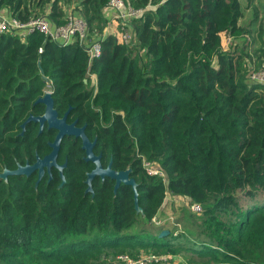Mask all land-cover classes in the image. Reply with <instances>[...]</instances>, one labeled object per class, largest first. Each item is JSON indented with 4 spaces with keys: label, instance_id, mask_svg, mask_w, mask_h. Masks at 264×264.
Listing matches in <instances>:
<instances>
[{
    "label": "trees",
    "instance_id": "trees-1",
    "mask_svg": "<svg viewBox=\"0 0 264 264\" xmlns=\"http://www.w3.org/2000/svg\"><path fill=\"white\" fill-rule=\"evenodd\" d=\"M107 1L77 0L89 36L102 32ZM123 1L142 8L129 22L131 42L106 34L89 63L76 41L0 34V166L12 170L49 151L54 130L44 125L38 133L32 121L20 128L28 114L42 113L33 102L49 84L57 115L69 107L66 121L85 124L102 166L110 160L114 170L130 169L141 212L130 187L113 193L108 178L95 177L92 194L83 193L93 165L82 159L80 140L64 136L56 157L65 163L61 186L55 168L36 186L34 173L0 178V264H124L122 255L153 256L143 264H264V86L247 78L248 67L264 64V22L252 47L244 38L251 28L238 24L239 0ZM63 2L0 6L21 21L40 10L58 25ZM223 34L242 44L221 49ZM87 70L95 75L89 88ZM141 158L157 163L165 181L147 175ZM166 195L186 199L194 223L173 215L186 232L152 223ZM184 252L196 258H174Z\"/></svg>",
    "mask_w": 264,
    "mask_h": 264
},
{
    "label": "built area",
    "instance_id": "built-area-1",
    "mask_svg": "<svg viewBox=\"0 0 264 264\" xmlns=\"http://www.w3.org/2000/svg\"><path fill=\"white\" fill-rule=\"evenodd\" d=\"M103 8H107L112 12V19L116 23V30L113 33L114 35L116 33L115 39L121 44H129L132 40L130 19L140 16L142 14V8H132L125 4L123 0H108ZM62 19L63 22L61 24L53 25L43 14L21 21L11 14L3 15L0 13V34L16 33L20 37H23L31 33H38L59 45H66L76 41L78 46L84 51L88 63L92 59L97 58L100 55L101 40L105 34L101 32L100 34L89 36L85 21L76 14V11L71 6L64 8ZM40 51L38 49V52ZM91 77L92 73L87 70L85 72V78L90 79ZM247 78L251 82L264 86V64L257 69L250 67L247 71ZM44 91L51 93L49 84L45 85ZM141 167L147 175L157 176L162 181H165V175L157 163L141 158ZM189 209L198 212L200 208L197 204H190ZM151 221H153L152 218ZM160 223L161 221H158V224ZM166 257L159 256L158 258L164 260ZM118 258L123 260L124 264H143L152 259L153 256L147 255L131 259L126 255H122L118 256Z\"/></svg>",
    "mask_w": 264,
    "mask_h": 264
},
{
    "label": "water",
    "instance_id": "water-1",
    "mask_svg": "<svg viewBox=\"0 0 264 264\" xmlns=\"http://www.w3.org/2000/svg\"><path fill=\"white\" fill-rule=\"evenodd\" d=\"M43 79H45L44 76ZM33 103L42 104L43 111L39 115L28 114V116L20 123L21 132L24 128V125L31 121L37 123L38 133L41 132L44 125L46 129L54 130L55 134L53 139L47 142L49 151L41 157L35 156L34 161L30 164L27 162H25L23 165L17 164L12 170H8L3 167L0 172V178L5 180L8 175L28 176L32 172H36V179L34 181V186H36L44 171L48 173V179H50L49 170L50 167H54L57 169L58 175L60 177V183L58 184V187L61 186L64 182L62 168L64 167L65 163L63 162L62 164H58L56 162V157L61 139L64 136H72L73 138H78L80 140V149L84 153L82 159L85 162H91L93 164V167L85 173V178L83 180L85 188L83 193L89 192L92 194L91 181L95 177L98 176L101 180L106 177L113 181V193L120 184L129 186L132 191L133 209L135 212H141V208L137 204V184L134 179L129 176L130 169L126 168L123 170H114L111 168L110 160L105 167H102L100 163V154H94L92 150L95 143L94 139L89 140L84 133L85 125L83 124L81 126H76L75 120L70 123H66L65 115L68 109L60 117H58L56 110L53 108V100L50 92L44 91L41 96L34 100ZM164 233L166 232L162 231L159 233V236L163 235Z\"/></svg>",
    "mask_w": 264,
    "mask_h": 264
},
{
    "label": "rangeland",
    "instance_id": "rangeland-1",
    "mask_svg": "<svg viewBox=\"0 0 264 264\" xmlns=\"http://www.w3.org/2000/svg\"><path fill=\"white\" fill-rule=\"evenodd\" d=\"M239 1H240V6H241V21H240V23L242 22L244 24H249V21H248L249 19L248 18L251 17V14L253 12L252 17L256 18V24H255L256 27H254V29H252V30L256 29V31H257V28H258L259 24L264 22V0H250V4L249 5H248V3L245 0H239ZM63 3H64L63 4L64 7L71 6L72 8H75L76 4H77V0H67V1L64 0ZM244 5L250 6L251 8L247 10V9L243 8ZM41 13H42V11L39 10V11H37L36 14L40 15ZM252 33H253L252 36L247 35L246 37L244 36V38H246V40L247 39L248 40H252L251 42H252L253 46H259L260 39H259L258 35L255 32H253V31H252ZM114 37L116 38V33H115ZM242 41L243 40L240 39V38L232 41L226 34H223L222 37H221V41H220L221 49H223V50L228 49L231 45H233V43L242 44ZM251 61L256 62V59H255L254 56L251 57ZM248 69H249V67H248ZM248 69H247V71H248ZM94 78H95L94 74H92V77L90 79L89 78H85V82L84 83H86V87L87 88L94 86L93 85V83L95 82ZM1 170H2V168L0 166V172H1ZM245 203L247 204L248 202L244 201L243 198H240V204L243 205ZM186 205H187L186 204V199H184V198L181 199L179 197H171V196H167L166 195L165 198L163 199L160 207H159V210H158L156 216L152 217V220H153L152 223H154L156 225V224H158V221H161V220L165 221L166 220V221H168L170 223L169 227H170L171 230L173 229L174 233L175 232L176 233L186 232V229H183L181 224L178 225L175 222V219H173V217H174L173 215L175 214V216L177 215L178 218L181 217L182 221L184 223H189L191 225L194 223L193 220L190 219L187 216V213L189 211H188ZM195 217H197V216H195ZM219 219L227 220L228 216H226V215L225 216H221ZM189 224H187V225H189ZM167 231L168 230L165 229L164 232H167ZM144 256H141V257H144ZM189 256L192 257V258H196L194 255H191L188 252H184L183 254H181L179 256H175L174 258L175 259L176 258L177 259H181V258L184 259V258L189 257ZM128 258L133 259L130 256H128Z\"/></svg>",
    "mask_w": 264,
    "mask_h": 264
},
{
    "label": "crops",
    "instance_id": "crops-1",
    "mask_svg": "<svg viewBox=\"0 0 264 264\" xmlns=\"http://www.w3.org/2000/svg\"><path fill=\"white\" fill-rule=\"evenodd\" d=\"M64 5H62V10H64ZM243 8H245V9H250L251 7L250 6H246V5H244V7ZM251 11V10H250ZM0 13L1 14H3V15H7V14H10L9 13V11H8V9L7 8H5L4 6H0ZM101 14H102V17H103V19H104V27H103V29H102V33H104L105 35L106 34H113L114 33V31L116 30V23L113 21V19H112V12H111V10H109V9H107V8H103L102 10H101ZM252 15H253V12H252V14H251V17L250 18H248L249 20V24H244V23H240V21H241V18L238 20V24L239 25H242V26H247V25H249V27L251 28V30L252 29H254V27H256L255 26V24H256V18L254 19L253 17H252ZM253 27V28H252ZM253 32H256V29L255 30H252ZM247 36V35H246ZM252 41V40H251ZM250 41V42H251ZM252 43V42H251ZM252 47H256V46H253V44H252Z\"/></svg>",
    "mask_w": 264,
    "mask_h": 264
},
{
    "label": "flooded vegetation",
    "instance_id": "flooded-vegetation-1",
    "mask_svg": "<svg viewBox=\"0 0 264 264\" xmlns=\"http://www.w3.org/2000/svg\"><path fill=\"white\" fill-rule=\"evenodd\" d=\"M67 109H68V111H69V107H68ZM67 109H66V110H67ZM66 110H65V111H66ZM65 111H64V112H65ZM68 111H67V113H68ZM64 112H63V113H64ZM56 113H57V112H56ZM63 113H62V114H63ZM67 113H66V115H67ZM66 115H65V121H66ZM57 116H58V115H57ZM58 117H60V116H58ZM74 120H75V125H76V126H81V125H83V124H81V125L77 124L76 119H74ZM74 120H72V121H74ZM72 121H70V122H72ZM70 122H67V121H66V123H70ZM84 125H85V124H84ZM84 133H85V128H84ZM54 134H55V131H54ZM75 139H76V138H75ZM82 157H83V156H82ZM27 163H28V162H27ZM90 163H91V162H90ZM100 163H101V162H100ZM29 164H30V163H29ZM91 164H92V163H91ZM92 165H93V164H92ZM101 166H102V164H101ZM102 167H105V166H102ZM50 168H54V167H50ZM55 169H56V168H55ZM56 170H57V169H56ZM44 172L47 173L46 171H44ZM32 173H34V174L36 175V172H32ZM32 173H31V174H32ZM43 174H44V173H43ZM29 175H30V174H29ZM29 175H28V176H29ZM47 175H48V173H47ZM42 176H43V175H42ZM97 178H99V177L97 176ZM105 178H106V177H104L102 180H104ZM35 179H36V177H35ZM40 179H41V178H40ZM40 179H39V180H40ZM47 179H48V178H47ZM48 180H49V179H48ZM48 180H47V181H48ZM99 180L102 181L100 178H99ZM34 181H35V180H34ZM37 183H38V182H37ZM36 185H37V184H36Z\"/></svg>",
    "mask_w": 264,
    "mask_h": 264
}]
</instances>
